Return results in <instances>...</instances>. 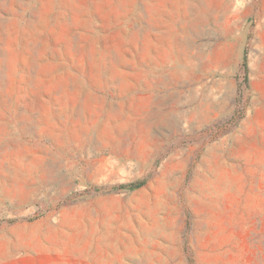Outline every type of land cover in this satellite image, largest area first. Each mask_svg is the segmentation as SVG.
Segmentation results:
<instances>
[{
	"label": "rangeland",
	"instance_id": "1",
	"mask_svg": "<svg viewBox=\"0 0 264 264\" xmlns=\"http://www.w3.org/2000/svg\"><path fill=\"white\" fill-rule=\"evenodd\" d=\"M0 264H264V0H0Z\"/></svg>",
	"mask_w": 264,
	"mask_h": 264
}]
</instances>
